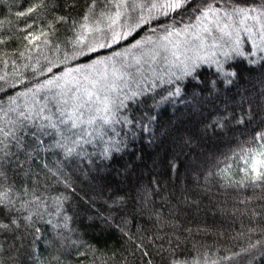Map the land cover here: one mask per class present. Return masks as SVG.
<instances>
[{
    "label": "trees",
    "instance_id": "1",
    "mask_svg": "<svg viewBox=\"0 0 264 264\" xmlns=\"http://www.w3.org/2000/svg\"><path fill=\"white\" fill-rule=\"evenodd\" d=\"M35 2L37 0H0V77L3 78L0 87L4 89L0 91V105L7 102L9 96L34 89L38 82L61 76L68 68L91 64L92 60L108 56L114 50L123 52L137 40L150 36V43L133 49L129 55V59L140 58L142 64L138 67L142 73H147L149 62L157 51L167 48H163L165 44L177 43L191 32L195 33L189 30L196 27L190 11L170 30L175 33L185 25L193 27L181 31L179 36L173 34L167 40L162 39L165 32L160 25H171L173 21L171 16H161L111 48L73 59L71 54L82 45L74 47L72 42L82 30L77 24L73 31L71 24L83 15L85 0H75L72 19L67 24L55 23L56 17L68 15L65 5L73 4L74 0H56L58 8L17 16ZM140 2L148 5L153 0ZM140 14L137 9L129 20L125 13L122 25L134 23ZM144 14H147L146 9ZM176 20L181 18L176 17ZM89 22L94 25L93 20ZM49 24H55V28H49ZM247 24L252 25L251 21ZM153 27L157 29L155 33L150 31ZM253 29L257 36V29ZM45 32L47 36L43 35ZM98 35H86V43L94 42L93 37ZM33 36L37 39L33 40ZM242 40L245 53L253 51L251 41L246 37ZM231 57L221 62L226 71L237 73L230 78L231 84H226L218 74L217 65L201 64L191 67V75L151 86L145 96L139 98L146 103H140L137 111L127 113L138 119L145 114L155 116L150 131L144 133L134 128L135 136L125 135L129 128L115 124L105 130L103 140L85 145L91 163L85 158L82 164L77 162L79 167L72 165L66 170L75 192L54 180L46 184L41 173V192L47 198V207L41 205L40 211L45 213L44 221L52 223L39 225L43 229L42 238L34 252L32 236L25 233L26 239L15 240L21 248L22 264H171L177 257L188 264L194 261L197 264H264V183L253 185L243 177L225 179L221 175V170L232 161L261 144L252 142L251 137L255 134L252 129H257L258 125L264 127L260 125L264 119V60L261 59L264 53L259 51L255 57H249L257 60L254 65L234 53ZM50 67L52 71L48 72ZM128 71L134 76L140 72L135 67ZM91 74L98 75L92 70ZM73 75L78 78L84 74ZM177 88L178 95L159 102L162 96ZM241 97L251 101V105L243 104L244 113L240 110ZM129 105L137 107L131 102ZM250 106L255 119L247 123ZM230 113L237 119L245 115L246 123L237 125L235 119L230 118L223 128L211 126L214 119ZM144 123H148L147 119ZM113 127L118 135L112 131ZM186 139H190V143L186 144ZM120 141L123 142L121 151L111 152L108 159L101 160L95 155ZM173 158L179 165L174 176L168 174L166 164ZM55 161L56 157H47L50 165ZM43 163L37 159L31 166L33 171H39L37 164ZM154 179L159 181V188L152 183ZM15 195L23 197V193ZM62 195L68 199L63 200L57 210L56 198ZM0 243L7 251L14 241L11 236L0 235Z\"/></svg>",
    "mask_w": 264,
    "mask_h": 264
},
{
    "label": "snow or ice",
    "instance_id": "2",
    "mask_svg": "<svg viewBox=\"0 0 264 264\" xmlns=\"http://www.w3.org/2000/svg\"><path fill=\"white\" fill-rule=\"evenodd\" d=\"M65 6L69 9V14L57 16L55 23L67 24L72 19L71 9L75 7V0L73 4L66 3ZM50 7L55 9L59 5L56 0H37L26 11L18 12L17 16H30L38 10L46 11ZM137 9L141 14L134 23L122 25L120 30H117L116 25L125 13H128V19L132 20ZM190 11L194 14L196 25L201 28V31L211 34L209 25H214L218 32L228 38L230 52L224 53L226 57L232 58L231 53H234L235 56L246 60L249 65L257 63V60L249 57H255L257 51L264 52V0H153L148 5L140 0H132V3H129V0H91L90 3L85 0L83 15L78 20H72L71 24L73 31L76 30L77 24L82 30L77 33L76 40L72 42L73 46L82 45V47L79 51H74L71 57L75 59L95 53L99 49L111 48L121 40L127 39L136 29L151 24L153 20H158L161 16H171L173 21L171 25H160L165 32L162 39L167 40L173 34L179 36L181 31H186L193 25H185L183 30H177L175 33L170 29L181 23L183 17ZM176 17H180L181 20L177 21ZM90 20L94 21V25L88 23ZM248 21L259 26L257 29L259 42L253 39L256 32L253 31L252 25L247 24ZM233 24H237L238 27L234 28ZM31 26V24L28 25L29 28ZM48 27L54 29L55 24H49ZM150 31L155 33L157 29L153 27ZM241 32L252 40L254 51L245 53L242 48L244 41L241 38ZM94 33L99 34L93 37L94 42L86 43V35ZM43 35L47 36L48 33L45 32ZM25 39L28 37L26 36ZM32 39L35 40L37 37L33 36ZM150 42L151 37L147 36L143 40H137L123 52L114 50L108 56L92 60L91 64L68 68L61 76H55L42 83L38 82L34 89L28 88L26 91L16 93L15 96H9L8 107L0 105V112L3 113V116H0V235L11 236L14 241L7 251L3 243H0V264H22L21 248L15 240L26 239L23 235L25 233L32 236L34 252L35 245L42 238L43 229L39 225L52 223L50 220L44 221L45 213L40 211L41 205H45L47 199L41 192V173L44 174L46 184L49 180H54L56 183H62L65 189L75 192L71 176L66 174V170L72 165L79 167L77 162L82 164L85 158H88L91 163V158L84 146L92 144L94 140H103L106 127L121 124L122 127L129 128V132L125 135L132 136H135V131L132 130L134 128H139L144 133L150 131V125L156 119L155 116L145 114L138 119L135 115L127 114L137 111L140 103H146V100L139 98L145 96L148 90L137 87L123 92L124 88L130 87L129 77L133 81L136 80L128 69L135 67L139 72L138 66L142 64V60L138 57L132 56L129 59L131 51L140 49ZM44 43L47 44L48 40ZM261 59L264 60V57ZM117 64L120 67H116ZM98 65L103 66V72L98 73V78H90L91 70L96 69ZM109 65H111V72H109ZM47 71L51 72L52 68H48ZM191 71L192 69L185 66L183 75H191ZM217 72L224 78L226 84H231L230 78L237 75L235 70L226 71L223 64L219 62H217ZM75 73L84 74L83 78L87 81V86L82 87L80 80L73 75ZM0 79L3 78L0 77ZM54 88L58 91H53ZM0 91L4 89L0 87ZM179 91V88L175 92L169 91L167 96H162L159 102L178 95ZM21 97L25 98L23 103L18 102ZM127 102L137 107H130ZM244 103L251 105V101L241 97L242 113L245 112ZM85 110L88 112L87 119H84ZM246 116L247 123L255 119L251 106ZM230 118L235 119L237 125L246 123L245 115L237 119L230 113L214 119L211 126L219 125L223 128ZM145 119L148 123H144ZM85 125L87 127H84ZM260 125H264V119H261ZM257 129H252L255 134L251 137V141L261 142L262 150L254 154L261 159L255 160L251 165L252 174L246 172V179L253 185L258 182L264 183V171L260 170L264 169V127L258 125ZM112 131L116 133L114 127ZM121 143L123 142L113 143L95 155H99L101 160H106L111 152L121 151ZM185 143H190V139H186ZM249 154L252 155L251 150ZM49 155L56 157L54 165L47 162ZM37 159L43 160L44 163L37 164L39 171H33L31 166L36 164ZM166 164L168 174L174 176L179 168L175 158L168 159ZM25 165L28 166L25 167ZM34 176L35 181L32 182ZM152 183L159 188L158 180L154 179ZM16 193H23V197L16 196ZM56 199L57 210H59L60 204L68 197L62 195ZM28 255L31 256L32 252ZM225 259H231V257ZM171 264H188V262L181 261L177 257L171 261ZM193 264L197 262L194 261Z\"/></svg>",
    "mask_w": 264,
    "mask_h": 264
},
{
    "label": "rangeland",
    "instance_id": "3",
    "mask_svg": "<svg viewBox=\"0 0 264 264\" xmlns=\"http://www.w3.org/2000/svg\"><path fill=\"white\" fill-rule=\"evenodd\" d=\"M88 23L91 25V22ZM251 23L253 25V28L258 29V25H254V22L252 21ZM101 26L103 27V25ZM121 26L122 23L120 20L116 25V28H120ZM233 27H238V25L233 24ZM209 28L211 34L201 31V28L196 25L195 28L189 29L190 31H195V33L191 32L190 35L185 36L177 43L168 42L167 44H165L163 48H167L157 51L155 57L152 59V61L149 62V64L151 63V65L146 70L147 73H142L140 71L139 75L135 76V81H133L131 77H129L130 87L124 88L123 92L134 90L137 87H139L140 89L150 90L151 86L173 82L174 80H177V77L182 78L184 76L183 69L185 66L191 69V67L195 65L199 66L201 64H207L216 66L217 62L221 63L223 59L226 58L224 53H226L227 50L228 52H230V42L228 41L227 37L223 36L222 33L216 30V27L214 25H209ZM253 31L255 32L254 29ZM242 37H246L252 43V40H250L243 32H241V38ZM253 39L259 42L260 38L258 31L257 36H254ZM254 50L255 49H253V51ZM103 70V66L98 65L96 69L92 70V73L103 72ZM90 78H98V75L91 74ZM77 79L80 80L82 87L87 86V81L84 80L83 76L78 77ZM61 83H63V81H61ZM53 91H58V89L54 88ZM123 92H121V95H123ZM24 99L25 98L21 97L18 102L23 103ZM2 106L5 108L8 107V101L2 104ZM9 115L12 114L9 113ZM0 116H3L2 112H0ZM87 118L88 112L87 110H85L84 119ZM84 127L87 126L85 125ZM107 128L108 127H106L105 130H107ZM261 150L262 149L259 146L255 150L251 151L252 155L247 154L240 159L232 161L230 165L221 170V175L225 179H236L239 177L246 178V172L248 174H252L251 165L254 163V161L261 159V157L255 156L254 154ZM260 170L264 171V169Z\"/></svg>",
    "mask_w": 264,
    "mask_h": 264
}]
</instances>
